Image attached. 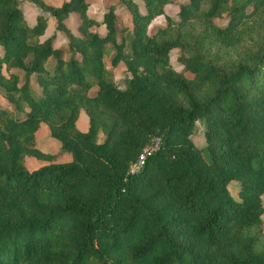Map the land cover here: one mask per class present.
Here are the masks:
<instances>
[{
    "label": "trees",
    "instance_id": "obj_1",
    "mask_svg": "<svg viewBox=\"0 0 264 264\" xmlns=\"http://www.w3.org/2000/svg\"><path fill=\"white\" fill-rule=\"evenodd\" d=\"M28 1L67 42L40 41L47 17L30 25L20 0H0V89L14 107L0 108V264H264V0H187L152 34L171 0H142L143 11L118 0L101 21L88 0ZM119 3L131 18L120 37ZM108 43L111 66L130 74L123 89ZM42 124L68 161L36 146ZM27 158L47 163L28 169Z\"/></svg>",
    "mask_w": 264,
    "mask_h": 264
},
{
    "label": "rangeland",
    "instance_id": "obj_2",
    "mask_svg": "<svg viewBox=\"0 0 264 264\" xmlns=\"http://www.w3.org/2000/svg\"><path fill=\"white\" fill-rule=\"evenodd\" d=\"M44 1L47 4L52 5V6H60L62 2L65 0H44ZM88 1L90 3L88 7L89 15L93 19L97 21H101L103 13L106 10V7L111 3H116L118 0H88ZM186 1L187 0H171V2L165 6L164 14L154 18L151 21L148 27V32L152 34L155 32L157 27L164 26L167 23V20H166L167 17L177 20L178 10H179L178 6L180 3H184ZM20 2H21V7L24 13V16L30 25H33L35 23L36 16L39 14H43L44 16L47 17V26H46L45 33L43 36L39 38V40L43 41L45 38L55 33V40L53 42V45L55 47H62L65 49L67 39L62 31H59L56 29L55 19L52 16H50L48 13L42 12L40 8L30 3L28 0H20ZM135 2L138 4L140 10L143 11L142 0H135ZM116 11L118 14L117 21H116V26L118 30L117 34H118V37H120L121 29L124 26H127L128 28H130L131 18L127 12V9L121 3H119L118 6L116 7ZM78 23H79V18L77 14L75 13L70 14L67 20V25L71 28V30H73V32H77L76 26ZM216 23L222 25L226 23V20L216 19ZM98 29L100 32L103 31V26L101 28L98 27ZM106 49L107 51L104 55V63L106 65V68L109 70L111 77L114 80L117 87L120 89H123L126 85V81L129 78L130 74L127 72L126 66L123 62H119L116 66H111L110 59L114 53V49L109 43L106 45ZM178 56H179V50L173 49L169 54V58H170L169 60H170L171 66L175 70L180 71L182 69V65L178 61ZM53 63L54 61L50 58L47 62L46 67L51 70ZM23 79H24V75L22 74L20 82H23ZM30 84H31L33 91L36 94H38L40 92V88L37 85L35 76H31ZM0 108L7 109L9 111H14L13 105H11L5 99L3 90L1 89H0ZM82 122L85 125H83ZM77 126L81 130H86L88 126L87 117L83 111L80 112V116L77 120ZM204 129H205L204 122L202 120L197 121L195 129H194V133L191 136L196 146L200 147L205 144V139L203 135ZM35 135H36V146L40 150L54 155V162H64L70 159V155L66 152H63L60 149L59 144L49 135L48 127L45 124L41 125V127L38 129ZM103 136L104 135L100 132L98 135L99 141H102ZM46 163H47L46 161L37 160L35 158L26 159V165L28 169L37 168L40 165H43ZM228 189L230 193L232 194V196L234 198H237L238 183L230 182V184L228 185ZM262 202H263V207H264V195H262ZM262 219H263V228H264V213L262 214Z\"/></svg>",
    "mask_w": 264,
    "mask_h": 264
},
{
    "label": "built area",
    "instance_id": "obj_3",
    "mask_svg": "<svg viewBox=\"0 0 264 264\" xmlns=\"http://www.w3.org/2000/svg\"><path fill=\"white\" fill-rule=\"evenodd\" d=\"M159 147V140L155 139L153 143L148 144L142 151V153L139 155L138 159L132 163L129 167V173H137L139 172L145 161V157L152 152H154Z\"/></svg>",
    "mask_w": 264,
    "mask_h": 264
},
{
    "label": "crops",
    "instance_id": "obj_4",
    "mask_svg": "<svg viewBox=\"0 0 264 264\" xmlns=\"http://www.w3.org/2000/svg\"><path fill=\"white\" fill-rule=\"evenodd\" d=\"M83 125H85L83 122H82Z\"/></svg>",
    "mask_w": 264,
    "mask_h": 264
}]
</instances>
